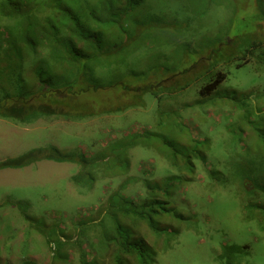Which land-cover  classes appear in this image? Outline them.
Masks as SVG:
<instances>
[{"label": "rangeland", "instance_id": "374dc122", "mask_svg": "<svg viewBox=\"0 0 264 264\" xmlns=\"http://www.w3.org/2000/svg\"><path fill=\"white\" fill-rule=\"evenodd\" d=\"M74 1L86 16L116 0ZM145 3L156 23L137 24L139 9L131 12L123 28L108 26L115 46L77 64L65 41L42 37L34 49L26 32L0 21V264H63L59 255L95 264L74 225L123 182L129 200L166 184L170 195L156 194L191 217L163 219L181 227L177 236L141 226L153 264H220L226 245L244 263L264 264L263 222L255 210L246 216L242 185L261 178L245 177L250 160L257 168L264 156V0ZM245 49L250 63L230 62ZM217 62L210 74L222 69L227 78L202 95L204 71ZM83 63L88 72L77 71ZM77 174L96 180L81 186Z\"/></svg>", "mask_w": 264, "mask_h": 264}, {"label": "trees", "instance_id": "16d2710c", "mask_svg": "<svg viewBox=\"0 0 264 264\" xmlns=\"http://www.w3.org/2000/svg\"><path fill=\"white\" fill-rule=\"evenodd\" d=\"M74 6V0H53L50 3L43 0H0V21H3L2 26L4 28L7 25L9 29L13 28L15 35L21 30L26 32V42L32 45L34 49H41L40 38L42 37L65 41V45H72L73 48L72 50L64 46V52L66 50L70 52V56L65 55L66 59L74 60L77 64L83 58L90 57L95 53L100 54L106 46H115L116 37L108 26L119 25L120 28H123V25L130 18L131 12L139 9L134 17L137 24L146 18L149 24L156 23L160 19L156 14H148L145 11V0H116L112 3L108 2V5L106 1V3L104 2L106 7L104 13L98 14L92 10L86 16H80ZM44 8L46 9L41 14L36 15ZM121 31L126 35L124 30L121 29ZM194 32L192 31V33ZM123 33L119 36L123 37ZM110 35L112 36L111 39ZM192 36L196 37L198 34L194 33ZM75 39L80 40L81 43L77 45ZM252 45L257 47L258 42L255 41ZM215 52L217 50L211 51L207 56L210 58ZM248 52L245 49L243 55L241 53L237 56L231 55L230 62H235L237 67L250 63L252 59L247 57ZM83 64V67L77 66L80 67L77 71H85L86 69L88 72V64ZM218 65L219 62L204 71V75L210 79L208 84L200 90L202 95H209L226 80L227 73L222 69L210 74L211 68L216 69ZM55 156L57 161L69 160L67 157H60L59 154H55ZM257 160L260 161L257 168L254 166L257 161L250 160L245 178L248 179L253 171L259 172L261 178L253 181L254 185L251 186V189L247 187L246 183L242 184L243 189L247 192L246 199L243 200V208L248 218L253 217L252 210L257 211L258 216H260L259 221L263 222L260 227L264 229V156H257ZM79 163L82 164L83 169L88 165L86 160L79 161ZM83 176L77 174L73 177V181L82 186L85 185L87 178L89 179L88 183L92 184L96 180V176L95 178L91 175H88L87 178ZM126 186V182H123L117 192L101 200L99 206L94 210L95 214L90 215L88 219L84 218L78 225L77 223L74 225L76 233L79 226V238L82 241L88 240V247L95 254V264H153L156 261V249L142 234L141 226L145 225L157 236H164V234L169 233L177 236L181 227L163 223V219H175L176 222H187L191 219V217L184 215L180 208L172 204L170 200L162 199L156 194V190H165L164 196L170 195L166 184L160 186L157 182L155 188L149 185L151 194H146L145 200H142L139 194L136 196L137 200H129L123 196L122 191ZM91 229L95 231V234L90 232ZM59 258L65 264L62 259L63 256L59 255ZM217 259L220 264H253L250 261L244 263L243 260L239 259V252L230 249V246L227 245L224 247V253L218 255ZM23 264L36 263L25 261ZM80 264H87L84 258L81 259Z\"/></svg>", "mask_w": 264, "mask_h": 264}]
</instances>
